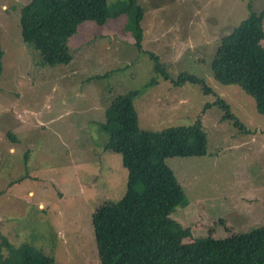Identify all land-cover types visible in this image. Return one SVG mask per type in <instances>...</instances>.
Segmentation results:
<instances>
[{
    "label": "rangeland",
    "instance_id": "rangeland-1",
    "mask_svg": "<svg viewBox=\"0 0 264 264\" xmlns=\"http://www.w3.org/2000/svg\"><path fill=\"white\" fill-rule=\"evenodd\" d=\"M27 1L0 0V232L10 242H27L58 264H100L91 216L123 196L127 171L121 155L104 148L99 123L111 100L134 90L141 128L199 118L206 132L204 155L165 158L183 191L170 214L188 231L182 243L235 239L264 225V114L210 69L219 38L247 16L248 1L260 11L264 0H136L142 48L164 63L167 80L134 45L128 0H107L116 15L103 25L79 24L67 41L73 59L55 66L21 38L19 9ZM262 27L264 48V19ZM182 72L204 78L214 95L188 82L174 86ZM215 96L242 128L221 118Z\"/></svg>",
    "mask_w": 264,
    "mask_h": 264
},
{
    "label": "trees",
    "instance_id": "trees-1",
    "mask_svg": "<svg viewBox=\"0 0 264 264\" xmlns=\"http://www.w3.org/2000/svg\"><path fill=\"white\" fill-rule=\"evenodd\" d=\"M128 1L135 10L128 24L134 45L153 60L154 73L167 80L164 63L142 48L143 9L136 0ZM246 9L247 16L219 38L210 69L217 82L238 85L252 96L256 110L264 114V7L255 11L248 1ZM114 15L107 0H28L19 9L18 21L22 40L33 44L44 64L55 66L73 59L67 41L79 24L93 21L103 25ZM1 55L0 48V59ZM155 82L156 77L149 84ZM171 82L174 86L199 85L203 94L214 95L204 78L191 73L182 72ZM138 93L117 95L99 123L108 136L104 148L119 153L127 171L123 196L101 204L91 216L100 264H264V225L235 239L202 238L182 243L188 231L170 214L182 203L183 191L165 158L204 155L206 132L199 118L188 126L141 128L133 105ZM213 103L222 111L223 120L243 127L224 99L215 96ZM0 264L58 263L27 242L14 245L0 232Z\"/></svg>",
    "mask_w": 264,
    "mask_h": 264
},
{
    "label": "crops",
    "instance_id": "crops-1",
    "mask_svg": "<svg viewBox=\"0 0 264 264\" xmlns=\"http://www.w3.org/2000/svg\"><path fill=\"white\" fill-rule=\"evenodd\" d=\"M142 20V19H141Z\"/></svg>",
    "mask_w": 264,
    "mask_h": 264
}]
</instances>
